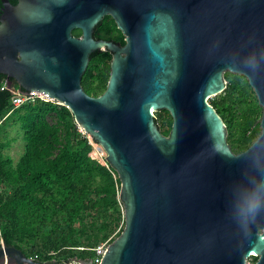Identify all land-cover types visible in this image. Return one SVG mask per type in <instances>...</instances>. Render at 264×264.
Listing matches in <instances>:
<instances>
[{"label": "water", "instance_id": "obj_1", "mask_svg": "<svg viewBox=\"0 0 264 264\" xmlns=\"http://www.w3.org/2000/svg\"><path fill=\"white\" fill-rule=\"evenodd\" d=\"M1 2L0 73L65 105L117 172L124 227L100 264H264V209L245 213L264 197V0ZM107 14L123 45L94 38ZM98 50L111 53L109 75L92 96L81 78ZM226 71L245 76L262 107L259 135L238 153L208 102ZM0 264L61 263L2 242Z\"/></svg>", "mask_w": 264, "mask_h": 264}, {"label": "trees", "instance_id": "obj_2", "mask_svg": "<svg viewBox=\"0 0 264 264\" xmlns=\"http://www.w3.org/2000/svg\"><path fill=\"white\" fill-rule=\"evenodd\" d=\"M1 8L0 0V13ZM72 33L79 36L81 31L75 28ZM93 35L120 45L125 42L109 14ZM110 59L107 50L91 54L81 78L88 94L97 96L104 90ZM224 79L225 88L208 102L225 124L231 150L238 153L259 135L262 109L245 76L226 71ZM12 96L0 89V245L30 257L36 254L45 263L65 264L70 259L89 263L92 248L112 241L124 227L117 172L105 155L102 161L93 156L90 138L65 105L36 99L14 107ZM155 114L160 131L167 135L170 113L161 109ZM15 125L23 152L14 162L3 149L10 144L5 128ZM256 259L248 260L253 264Z\"/></svg>", "mask_w": 264, "mask_h": 264}, {"label": "built area", "instance_id": "obj_3", "mask_svg": "<svg viewBox=\"0 0 264 264\" xmlns=\"http://www.w3.org/2000/svg\"><path fill=\"white\" fill-rule=\"evenodd\" d=\"M0 89L1 90H9L12 93L11 103L14 107H17L25 102L35 101L36 99L44 100V101H55L56 103L62 104L60 101L49 97L47 94H44L35 90H24L22 88H18L17 86H10L5 79L0 81ZM63 105V104H62ZM79 130L83 131L81 128ZM84 132V131H83ZM108 245V241L106 240L103 243H100L92 248L94 251L93 258L89 261V263H84L76 259H70L65 264H100L102 256L106 250ZM33 259L37 260V255L35 254Z\"/></svg>", "mask_w": 264, "mask_h": 264}, {"label": "rangeland", "instance_id": "obj_4", "mask_svg": "<svg viewBox=\"0 0 264 264\" xmlns=\"http://www.w3.org/2000/svg\"><path fill=\"white\" fill-rule=\"evenodd\" d=\"M261 109H262V107H261ZM155 113H156V111H153L154 116H156ZM261 114H262V112H261ZM260 119H261V116L258 117L259 121H260ZM78 128H80V127H78ZM5 129H7L6 137H7V139L10 140V144L3 149V152L5 155L11 157L13 159V161L15 162L23 152V141L21 139V133L17 132L18 129H17L16 125L12 126V127H6ZM90 140L93 144V156L102 161V156L105 155L104 150L102 149V147L100 146L99 143L93 141L92 138H90ZM105 241L106 240L100 241L98 244L103 243ZM107 241H108V244L111 242L108 239H107ZM248 259H249V257L246 260V264H252L251 261Z\"/></svg>", "mask_w": 264, "mask_h": 264}, {"label": "clouds", "instance_id": "obj_5", "mask_svg": "<svg viewBox=\"0 0 264 264\" xmlns=\"http://www.w3.org/2000/svg\"><path fill=\"white\" fill-rule=\"evenodd\" d=\"M264 209V197L254 195L245 205V213L254 216Z\"/></svg>", "mask_w": 264, "mask_h": 264}, {"label": "flooded vegetation", "instance_id": "obj_6", "mask_svg": "<svg viewBox=\"0 0 264 264\" xmlns=\"http://www.w3.org/2000/svg\"><path fill=\"white\" fill-rule=\"evenodd\" d=\"M116 43H118V42H116ZM124 44V43H123ZM122 44V45H123ZM90 59H91V56H90ZM90 59H89V61H90ZM89 63V62H88ZM88 66V65H87ZM2 79H5L6 80V82L10 85V86H17L18 88H20L21 87V85L19 84V82L14 78V77H11V76H7V75H5V74H2V73H0V81L2 80ZM81 84H82V82H81ZM106 86V85H105ZM22 88V87H21ZM105 89V88H104ZM102 93V92H101ZM260 231H261V229H260Z\"/></svg>", "mask_w": 264, "mask_h": 264}, {"label": "bare ground", "instance_id": "obj_7", "mask_svg": "<svg viewBox=\"0 0 264 264\" xmlns=\"http://www.w3.org/2000/svg\"><path fill=\"white\" fill-rule=\"evenodd\" d=\"M21 88V87H20ZM99 153V152H98Z\"/></svg>", "mask_w": 264, "mask_h": 264}]
</instances>
